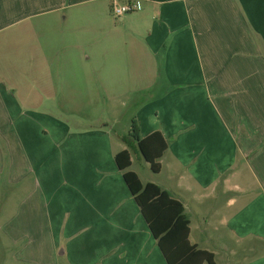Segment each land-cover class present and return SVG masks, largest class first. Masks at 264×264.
Returning a JSON list of instances; mask_svg holds the SVG:
<instances>
[{
	"label": "crops",
	"instance_id": "1",
	"mask_svg": "<svg viewBox=\"0 0 264 264\" xmlns=\"http://www.w3.org/2000/svg\"><path fill=\"white\" fill-rule=\"evenodd\" d=\"M113 1L0 0V264H166L114 160L133 118L190 242L264 264V0Z\"/></svg>",
	"mask_w": 264,
	"mask_h": 264
},
{
	"label": "trees",
	"instance_id": "2",
	"mask_svg": "<svg viewBox=\"0 0 264 264\" xmlns=\"http://www.w3.org/2000/svg\"><path fill=\"white\" fill-rule=\"evenodd\" d=\"M109 126V124H107ZM128 148L114 156L118 169L162 253L166 264H215L213 253L198 248L189 240L190 219L181 201L153 182H142L131 170L129 148L134 147L154 173L160 171L159 159L167 149V141L159 131L140 136L135 118L128 135L123 138Z\"/></svg>",
	"mask_w": 264,
	"mask_h": 264
},
{
	"label": "rangeland",
	"instance_id": "3",
	"mask_svg": "<svg viewBox=\"0 0 264 264\" xmlns=\"http://www.w3.org/2000/svg\"><path fill=\"white\" fill-rule=\"evenodd\" d=\"M127 100V99H126ZM125 113L129 111V108L127 107L126 110H124ZM119 120H123L124 118H120ZM132 154V160H133V165L132 168L135 169L137 172H139L141 178L144 180L147 176L150 175V170H149V164L145 162L144 160H141V158H138L135 156L134 152ZM219 210V208L217 209ZM242 255H236L232 254L229 259H227L226 256L223 255V253L217 257L216 261L218 264H236L240 259H242ZM207 264V263H205Z\"/></svg>",
	"mask_w": 264,
	"mask_h": 264
},
{
	"label": "built area",
	"instance_id": "4",
	"mask_svg": "<svg viewBox=\"0 0 264 264\" xmlns=\"http://www.w3.org/2000/svg\"><path fill=\"white\" fill-rule=\"evenodd\" d=\"M137 5L132 2L119 3L114 0L111 4V11L115 16H120L136 9Z\"/></svg>",
	"mask_w": 264,
	"mask_h": 264
}]
</instances>
